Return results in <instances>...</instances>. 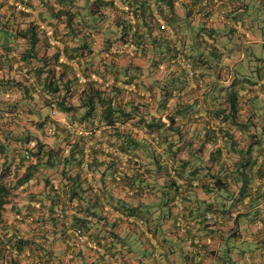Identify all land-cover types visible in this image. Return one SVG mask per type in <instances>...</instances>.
I'll list each match as a JSON object with an SVG mask.
<instances>
[{
    "label": "trees",
    "instance_id": "1",
    "mask_svg": "<svg viewBox=\"0 0 264 264\" xmlns=\"http://www.w3.org/2000/svg\"><path fill=\"white\" fill-rule=\"evenodd\" d=\"M202 1L190 0V4L192 7L200 6ZM17 3L22 5L21 9L16 8ZM190 4L183 0H0V44L9 54L17 37L26 39L28 44L25 52L12 55L8 65L30 60L31 52H40L35 50V46L41 26L35 23L33 17L45 23L50 39L56 41L54 52L49 57H42L35 71L39 77L45 74L41 88L35 89L31 84L23 88L26 105L27 99L33 100L35 95L40 96L42 106L55 104L56 113L50 111V115L44 117V121L53 127V144L51 147L44 146L35 139L36 134L26 132L37 141L36 149L31 150L19 136L24 129L21 124L16 123L2 130L4 139L11 138L8 139L9 144L18 140L16 149L23 154L17 161L0 160V223L14 191L21 188L31 199L34 195L27 192L29 184L36 186L39 182L37 176L54 168L61 175V185L54 184L49 178L42 180L46 189L44 199L48 205L38 201L37 207L29 204L26 211L30 210L29 215H32L46 208V215L37 213V217L50 221L53 226L61 220L64 225L69 222L70 227L85 229L93 214L89 215L81 202L84 199L81 188L85 179L81 169L84 158L88 163L85 173L101 170L104 174L110 171L111 177H119L114 169L122 161L135 164L144 157L160 160L158 149L161 147L169 156L172 145H175L171 142V135L177 136L180 153L191 151L187 147L191 143L187 131L195 128L191 126L193 123H201L198 115L201 106L197 102L189 103L187 95L191 92L185 94V90L190 81L197 84L204 79L207 72H203L202 68L205 65L213 64L217 68L221 64L228 65L224 61L225 51L228 50L227 55H230L232 49L205 40L204 33L211 32L208 28L201 27L195 39L178 34L177 26L183 27L184 24L179 22L176 9H185L184 19L187 20L192 14ZM162 22L167 25L166 29L160 28ZM46 28L42 32L45 33ZM169 29L171 33H168ZM95 49L103 57H99L97 62ZM123 56L126 63H118L117 58ZM4 61L0 56V62ZM184 63L189 65L187 70ZM48 65L51 66L46 68ZM20 66L21 70L27 68L25 64ZM255 71V76L246 79V84L240 86L252 98L249 96L246 100L237 89H233L228 105L206 106L211 115L209 121L216 116L221 119L220 123L211 127L222 131L225 146L232 141L231 128L256 130L259 127L264 130V65H259ZM10 89L12 86L8 85L6 90L11 96L14 90L12 93ZM27 107L31 112L32 104L28 102ZM24 111L20 104L10 103L3 107L0 103V121L21 120ZM236 113L241 120L233 119ZM56 114L60 117L65 114L64 120L76 128L93 131L88 136H79L51 117ZM19 130L21 133H18ZM98 130L101 134H97ZM143 132L149 135L148 142L144 141ZM138 133L141 136H137ZM149 140L155 141L154 144ZM214 141L216 138L212 137L211 142ZM7 146L0 141L1 154L6 153ZM222 147L212 151V156H220ZM258 151L262 154L261 149ZM263 164L253 175L264 178ZM179 171L181 176L185 173L183 167ZM241 174L245 178L243 172ZM8 176L13 182L8 180ZM124 177L126 173L120 175V178ZM69 209L68 216L65 212ZM15 237L12 232L6 231L3 245L13 242L17 256L22 253L19 249L30 240ZM3 250L5 253L7 248ZM12 261L16 262L15 258Z\"/></svg>",
    "mask_w": 264,
    "mask_h": 264
},
{
    "label": "crops",
    "instance_id": "2",
    "mask_svg": "<svg viewBox=\"0 0 264 264\" xmlns=\"http://www.w3.org/2000/svg\"><path fill=\"white\" fill-rule=\"evenodd\" d=\"M183 1L190 4V0ZM252 9L263 15L250 14ZM176 10L182 25L187 27L189 21L199 19L211 30L203 32L205 40L232 49L230 55H227L228 50L225 51L224 61L228 65L221 64L218 68L213 64L205 65L202 68L207 72L204 79L197 84L190 81L185 90V94L191 92L187 95L188 102H197L201 106L198 112L201 123H193L191 126L195 128L187 131V138L191 140L187 147L191 151L180 153L177 136L171 135V142L175 144L172 152L168 156L161 147L158 149L160 160L144 157L135 164L122 161L114 169L119 177H111L110 171L104 174L101 170L84 172L82 208L93 215L87 227L81 228L82 240L77 238V228L70 227L69 222L64 225L60 220L53 226L50 221L37 217L38 214L45 216L46 208L32 215H29L30 210L26 211L29 204L37 207L38 201L48 205L39 174L38 184H29L27 190L30 194L33 192L34 197L28 198L19 188L6 204L0 223V264H264V178L253 175L264 163V130L259 127L256 130L231 128V145L225 146L222 131L211 127L220 123V117H211L209 121L211 115L206 110V106L228 105L233 89L246 100L251 97L240 86L255 76L256 67L264 65V0H204L200 6L192 7L187 20L184 19L185 9ZM33 19L41 26L35 46L40 52H31L30 60L8 65L12 55L18 56L28 48L26 39L17 37L12 43L11 54L0 44V56L5 60L0 62V103L3 107L10 103L26 105L24 86L31 84L35 89L41 88L45 74L39 77L35 71L41 58L54 52L56 41L50 39L45 23L37 17ZM44 27L45 33L42 32ZM168 33H171L170 29ZM21 64L27 68L21 70ZM207 66L210 67L206 69ZM184 67L187 70V64ZM8 85L14 90L13 93L10 89L11 96L6 90ZM155 91L158 99V90ZM39 97L27 99V104L36 103L35 99L39 100ZM22 113L27 119H33L32 111ZM64 115L51 117L65 126ZM233 119L242 118L236 113ZM4 121H0V140L4 136L3 129L22 124L19 120ZM97 134H101L100 130ZM139 134L137 136H141ZM143 135L144 141L148 142L149 135L144 132ZM212 137L216 138L214 143ZM9 141H4L8 144L7 151L0 153V160L17 161L23 153ZM218 147H222L220 156L213 157L212 151ZM180 167L185 170V173L181 172L182 176ZM125 173L126 177L120 178ZM49 178L54 184L61 185L60 173ZM221 190L227 194L218 201L214 197H220L216 192ZM70 212L71 209L65 214L70 215ZM6 231L12 232L15 238L30 240L19 249L20 255H15L13 242L3 245ZM231 240L242 243L234 258L230 257ZM4 247L7 248L5 253Z\"/></svg>",
    "mask_w": 264,
    "mask_h": 264
},
{
    "label": "rangeland",
    "instance_id": "3",
    "mask_svg": "<svg viewBox=\"0 0 264 264\" xmlns=\"http://www.w3.org/2000/svg\"><path fill=\"white\" fill-rule=\"evenodd\" d=\"M254 14L255 16L259 13L260 17L263 15V13H260L257 9H252L250 11V14ZM187 22V21H185ZM184 22V23H185ZM164 24V28H161V25ZM162 24L160 25V28L161 29H166L167 28V25L165 24V22H162ZM188 26L185 27L186 29H181L180 27L177 26V29L179 30L178 31V34L182 35V36H191L192 39H195V37H198L196 36L197 33H199V31L201 30V27L205 28L206 26H204L201 22V20L199 19H193L191 21H189V23L187 24ZM184 27V26H183ZM202 33V32H201ZM203 34V33H202ZM189 39H187L188 41ZM257 48V46H255ZM98 48V47H97ZM97 51V52H96ZM95 52H96V58H95V61L97 62L99 60V57H102V55H99V51L98 49H95ZM98 54V55H97ZM103 58V57H102ZM117 62L120 63V64H125L126 63V57H121V58H117ZM134 62L136 63H143V61H137V60H134ZM244 63L245 64H248L246 60H244ZM244 65V64H242ZM245 66V65H244ZM248 67V66H247ZM36 103L33 102V103H30L32 104V114L30 113V116L33 118L32 120H29L25 117V114L22 115V118L21 120L19 119L20 122H22V127L24 128L22 133L21 131L19 130L18 133H21L20 138H23V142H25V144L27 145V147L29 149H36V142L35 140H32L29 136H28V133L26 132H31L32 135H35L36 134V138L35 139H38L40 143H43L44 146H52L53 144V133H52V129L53 127H51L49 124H48V121H44V117L47 116L49 114L50 111H52L51 107L49 105H44L42 106V104L39 102V100L36 98L35 99ZM74 101H76V97H74ZM39 102V103H37ZM28 104L23 106V108L25 109L26 112H29L28 111ZM25 112V113H26ZM35 115V116H34ZM30 118V117H29ZM68 121V120H67ZM66 121V122H67ZM69 122V121H68ZM24 130H27L24 132ZM28 136V137H26ZM26 138V140H24ZM8 139H11L9 137H7L6 139H4V137L1 138V142H6V140ZM20 140V139H19ZM12 142H14L15 144H18V140H13ZM33 143V145H31V143ZM28 143L31 145V147H29ZM24 144V146H25ZM34 152V151H33ZM33 154V153H32ZM58 174L59 172L58 171H55L54 168H49L47 169L44 174H41L42 175V180L44 178H49L51 175L53 174ZM56 176V175H55ZM59 176V175H58ZM9 177V176H8ZM50 179V178H49ZM8 180H12L13 182V179H11V177L8 178ZM11 182V181H10ZM28 184V183H27ZM19 188H17L13 195H11L10 199H12V196L15 195V192L18 191ZM217 194L221 195L220 197L218 195H216L214 198L218 199V201H221L222 197L226 196L227 192L226 191H218L216 192ZM212 197V196H211ZM126 240V239H125ZM229 243H231L230 247L232 249V253L230 254V257H235V251L242 246V243L239 241V240H231L229 241ZM234 246V247H233ZM235 264H239L238 262H236Z\"/></svg>",
    "mask_w": 264,
    "mask_h": 264
},
{
    "label": "built area",
    "instance_id": "4",
    "mask_svg": "<svg viewBox=\"0 0 264 264\" xmlns=\"http://www.w3.org/2000/svg\"><path fill=\"white\" fill-rule=\"evenodd\" d=\"M16 8L17 9H21L22 8V5L20 3H17L16 4ZM161 28H164V26L161 25ZM190 74H192V71H190ZM50 107L52 109V113L55 114L56 113V108H55L56 106H55V104L52 103L50 105ZM65 126H66V128L70 129V131L77 133L79 136H88L93 131L90 128H79V127L76 128L75 126H72L70 123H67V122L65 123ZM81 169L84 172H86L88 170V163H87L86 158H84L83 161L81 162ZM208 218H210V216H208ZM75 232L78 234L79 237H81V230L80 229L75 230ZM80 240H82V238Z\"/></svg>",
    "mask_w": 264,
    "mask_h": 264
}]
</instances>
